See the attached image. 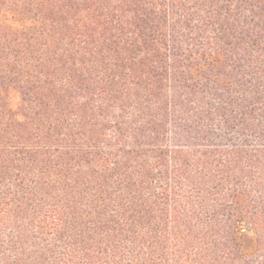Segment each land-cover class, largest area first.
<instances>
[{"label": "trees", "instance_id": "1", "mask_svg": "<svg viewBox=\"0 0 264 264\" xmlns=\"http://www.w3.org/2000/svg\"><path fill=\"white\" fill-rule=\"evenodd\" d=\"M0 264H264V0H0Z\"/></svg>", "mask_w": 264, "mask_h": 264}, {"label": "rangeland", "instance_id": "2", "mask_svg": "<svg viewBox=\"0 0 264 264\" xmlns=\"http://www.w3.org/2000/svg\"><path fill=\"white\" fill-rule=\"evenodd\" d=\"M243 248L247 251H251L253 249L252 237L250 234L244 233L241 237Z\"/></svg>", "mask_w": 264, "mask_h": 264}]
</instances>
